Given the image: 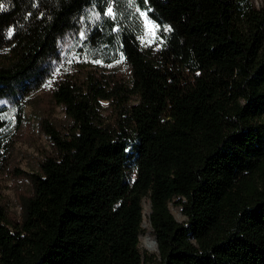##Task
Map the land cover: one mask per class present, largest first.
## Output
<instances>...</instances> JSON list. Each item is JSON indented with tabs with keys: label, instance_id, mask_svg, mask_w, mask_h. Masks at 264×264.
Wrapping results in <instances>:
<instances>
[{
	"label": "trees",
	"instance_id": "16d2710c",
	"mask_svg": "<svg viewBox=\"0 0 264 264\" xmlns=\"http://www.w3.org/2000/svg\"><path fill=\"white\" fill-rule=\"evenodd\" d=\"M80 29L123 69H56ZM30 97L51 148L26 171ZM0 100V174L29 184L19 214L0 196V264H154L144 197L156 264H264V0H0Z\"/></svg>",
	"mask_w": 264,
	"mask_h": 264
},
{
	"label": "rangeland",
	"instance_id": "374dc122",
	"mask_svg": "<svg viewBox=\"0 0 264 264\" xmlns=\"http://www.w3.org/2000/svg\"><path fill=\"white\" fill-rule=\"evenodd\" d=\"M257 5L260 0H253ZM137 14L141 22V35L140 42L143 45H147L155 35V25L151 20L145 18L138 10ZM85 33L82 29L76 31H68L61 38V58L57 63L56 69L73 71L84 66H97L104 68L105 70L123 69L124 65L118 60L104 61L101 58L93 57L88 52L80 49L79 46L83 43ZM97 61H99L97 63ZM42 89L36 91L41 93ZM2 100H0V103ZM106 103V101H104ZM24 118L25 122L21 126L20 137L14 146V160L17 165L26 171H32L38 169V161L42 157L43 150H50V139L38 127L40 110L37 108V100L35 97H30L24 103ZM41 115V114H40ZM51 116L58 122L67 124L69 119L66 118L64 111L60 106H55ZM29 189V184L23 177H13L7 173L0 174V196L4 197L9 205V208L15 214L20 213V202L18 194L25 192ZM176 198H173L168 202L170 211L176 217V219L183 221L186 219V215L182 212L181 205L175 202ZM143 215H142V232L139 235V248L143 254L156 255V261L159 259L157 243L154 249L148 247L149 243H152L155 239V234L151 226L148 214L150 212V200L148 197L143 198ZM145 256V255H144ZM150 260V258H149ZM154 260V259H152ZM154 260V264L157 262Z\"/></svg>",
	"mask_w": 264,
	"mask_h": 264
},
{
	"label": "snow or ice",
	"instance_id": "6c2138e0",
	"mask_svg": "<svg viewBox=\"0 0 264 264\" xmlns=\"http://www.w3.org/2000/svg\"><path fill=\"white\" fill-rule=\"evenodd\" d=\"M111 12H112V9L111 8H109L108 9V14H111ZM142 15H146V13H142ZM155 27H158V26H156V25H153V29H155ZM167 30V29H166ZM9 35H11V30L9 31ZM99 61H97V63H98Z\"/></svg>",
	"mask_w": 264,
	"mask_h": 264
},
{
	"label": "bare ground",
	"instance_id": "6f19581e",
	"mask_svg": "<svg viewBox=\"0 0 264 264\" xmlns=\"http://www.w3.org/2000/svg\"><path fill=\"white\" fill-rule=\"evenodd\" d=\"M155 245H156V242H155V239H153L152 243L148 244V247L151 248V249H154Z\"/></svg>",
	"mask_w": 264,
	"mask_h": 264
},
{
	"label": "water",
	"instance_id": "95a60500",
	"mask_svg": "<svg viewBox=\"0 0 264 264\" xmlns=\"http://www.w3.org/2000/svg\"><path fill=\"white\" fill-rule=\"evenodd\" d=\"M155 242L157 243L156 238H155Z\"/></svg>",
	"mask_w": 264,
	"mask_h": 264
}]
</instances>
